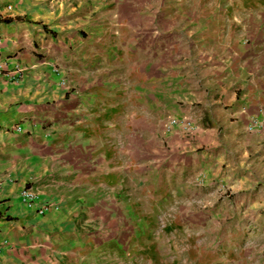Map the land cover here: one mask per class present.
I'll use <instances>...</instances> for the list:
<instances>
[{
	"label": "rangeland",
	"instance_id": "374dc122",
	"mask_svg": "<svg viewBox=\"0 0 264 264\" xmlns=\"http://www.w3.org/2000/svg\"><path fill=\"white\" fill-rule=\"evenodd\" d=\"M44 1L43 23L55 36H46L40 56L59 72L72 110L51 134L70 129L62 145L70 151L82 141L80 163L69 162L86 202H41L51 207L28 223L39 229L30 234L34 255L49 250L50 264H264V210L251 207V188L235 192L204 168L187 171L190 161L205 162L204 152L223 156L229 142L214 143L227 122L241 129L253 113L236 118L229 96L240 75L254 78L264 65V0ZM171 116L196 129L175 128L164 142ZM198 128L205 141L193 147ZM96 152L115 159L94 163ZM54 157L52 171L24 185L36 195L53 180L61 196L65 175L54 167L66 160ZM91 165L106 184L97 200L88 190ZM44 236L49 244L38 240Z\"/></svg>",
	"mask_w": 264,
	"mask_h": 264
},
{
	"label": "crops",
	"instance_id": "0c3cea01",
	"mask_svg": "<svg viewBox=\"0 0 264 264\" xmlns=\"http://www.w3.org/2000/svg\"><path fill=\"white\" fill-rule=\"evenodd\" d=\"M44 2V0H0V19H12L10 23L0 22V238L8 243L0 254V264L51 263L49 250L42 254L43 247L39 248V257L33 253L35 250L31 243L34 238L30 234L31 231L36 232L39 229L31 227L28 223L38 221L39 216L32 208L20 202L18 192L24 185L30 183L32 178L45 175L48 170H51L54 156L58 155L60 159L66 160L60 163L59 167H54L55 170H60L62 176L65 175L59 183L61 196L57 197L56 191L53 192L52 186L57 182L50 180V187L45 189L46 195L44 192H38L36 195L37 205H41L43 200L59 199L64 204V209H67V204L70 202H86L79 198L82 191L80 188L83 185L75 182L71 177L70 171L74 165L69 162L72 160L76 163L74 160H77V163H80L78 149L82 141L79 142L81 144L77 149L74 147L75 151H70L66 149L67 147L62 148L63 143H66V136L73 137L70 129L67 131L66 128L59 129L61 135L58 133L57 139L51 134L58 130L55 125L66 122L67 114L72 110L67 107L68 97L59 85L60 75L54 74L52 66L40 56L42 55L40 51L47 42V34L41 28L44 24L43 18L48 11ZM7 5L12 8L6 10ZM46 49L49 50V45ZM13 65H19L23 77L16 83H8L3 75L10 72ZM261 66L255 71L254 78L247 74L240 75L237 85L239 91L229 96V100L238 108L233 113L236 118H247V113L256 112L255 106L259 108L261 104H264V65ZM241 108L245 112L237 115V111ZM11 124H19L22 133L6 132L4 128ZM245 125L237 129L235 121L227 122L222 138L214 143L229 142L226 148L228 150L225 149L224 155L211 157L209 153L204 152L202 157L205 162L190 161L187 171L192 173L194 168H204L202 170L211 176L227 179L229 187L235 192L251 188L253 195L251 207L255 208L254 204H256V207L264 210V128L248 134L244 131ZM47 129L51 135L43 137V132ZM204 132L198 128L194 133L195 137L189 140V144L193 147L197 144L201 145L205 141ZM113 135V131L106 135L107 138L110 137L111 146L114 145ZM173 135L176 134L171 131L166 137L164 134L161 136L164 142L171 143L174 139ZM248 141L249 146H247ZM182 148L178 153L188 154L187 150ZM98 153L96 152L93 156L99 158L94 163H108L111 154L112 160L115 159L114 152L107 155V158L102 154L99 157ZM35 154L41 155L39 161L33 160ZM189 154L192 155L191 152ZM92 159L90 157V162ZM102 174L103 171L99 165H91V182L88 190L94 200H97V192L100 188L106 185L99 177ZM113 180L115 184H118L116 177H111V181ZM72 208L71 210H76V207ZM50 212H48L49 215ZM6 216L14 220L6 221L4 220ZM40 229L45 230L44 235H46L50 227ZM38 240L50 243L49 236Z\"/></svg>",
	"mask_w": 264,
	"mask_h": 264
},
{
	"label": "built area",
	"instance_id": "2783aa9c",
	"mask_svg": "<svg viewBox=\"0 0 264 264\" xmlns=\"http://www.w3.org/2000/svg\"><path fill=\"white\" fill-rule=\"evenodd\" d=\"M6 10H10L12 7L10 5H7ZM1 65V62H0ZM52 72L54 74H58L59 72L56 70L55 67H52ZM1 75V72H0ZM8 83H16L20 81L23 77L22 69L19 67V65H13L11 68V71L3 75ZM60 85L63 86V83L60 82ZM245 111L241 108L239 111H237V115L244 113ZM163 134L164 137H166L167 134H169L173 129L179 128L183 131H186L188 133L193 132L196 127L191 123V121L188 120V118H173V117H166L163 121ZM264 128V105L260 106L257 111L250 115L248 117V121L244 127V131L248 134H253L255 132L260 131ZM6 132L14 133V134H20L22 133V128L19 124H11L7 129ZM48 132L43 133V137H47ZM18 198L20 199L21 203L25 205L26 207H35L38 214L45 213L48 208H50V205H45L41 207H36L35 200L36 196L34 192L31 189L22 188L18 192ZM8 246V243L5 239L0 238V254L2 253L3 249H5Z\"/></svg>",
	"mask_w": 264,
	"mask_h": 264
},
{
	"label": "trees",
	"instance_id": "16d2710c",
	"mask_svg": "<svg viewBox=\"0 0 264 264\" xmlns=\"http://www.w3.org/2000/svg\"><path fill=\"white\" fill-rule=\"evenodd\" d=\"M15 20H16V19H15ZM0 22H2V23H10V22H12V19H10V18H3V19H0ZM38 24H40V23L38 22ZM41 28H42V30H43L47 35H50V37H54V36H55V33H54L53 31H50V30L46 27V25L42 24V25H41ZM4 220H6V221H10V220H14V218L6 216V217L4 218Z\"/></svg>",
	"mask_w": 264,
	"mask_h": 264
},
{
	"label": "clouds",
	"instance_id": "9594fccd",
	"mask_svg": "<svg viewBox=\"0 0 264 264\" xmlns=\"http://www.w3.org/2000/svg\"><path fill=\"white\" fill-rule=\"evenodd\" d=\"M58 74H59V73H58ZM60 82H62L61 79H60ZM60 82H59V85H60ZM62 83H63V82H62ZM60 87H62L63 89H65V87L62 86V85H60ZM9 126H10V125H9ZM9 126H7V127H9ZM7 127L4 128V129L6 130ZM46 131L48 132L47 137H49V135H50V131H49V129L45 130L44 132H46ZM44 132H43V133H44ZM23 187H24V188H27L26 186H23ZM23 187H22V188H23ZM22 188H21V189H22ZM21 189H20V190H21ZM27 189H30V188H27ZM34 194H35V193H34ZM35 196H36V194H35ZM19 200H20V199H19ZM20 202H21V201H20ZM35 205H36V207H41V205H37V200H35ZM24 206H25V205H24ZM29 208H32V209L34 210V212H35L37 215H42V214H38V212H37V210H36L35 207H29ZM43 214H44V213H43Z\"/></svg>",
	"mask_w": 264,
	"mask_h": 264
}]
</instances>
